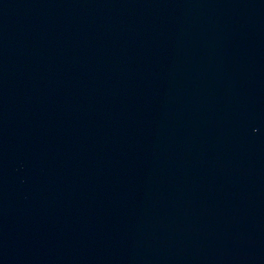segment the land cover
<instances>
[{
    "label": "water",
    "instance_id": "water-1",
    "mask_svg": "<svg viewBox=\"0 0 264 264\" xmlns=\"http://www.w3.org/2000/svg\"><path fill=\"white\" fill-rule=\"evenodd\" d=\"M0 264H264V0H0Z\"/></svg>",
    "mask_w": 264,
    "mask_h": 264
}]
</instances>
